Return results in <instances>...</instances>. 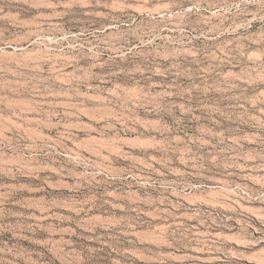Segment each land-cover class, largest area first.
Masks as SVG:
<instances>
[{
  "label": "rangeland",
  "instance_id": "374dc122",
  "mask_svg": "<svg viewBox=\"0 0 264 264\" xmlns=\"http://www.w3.org/2000/svg\"><path fill=\"white\" fill-rule=\"evenodd\" d=\"M139 1L0 0V264H264V0Z\"/></svg>",
  "mask_w": 264,
  "mask_h": 264
},
{
  "label": "bare ground",
  "instance_id": "6f19581e",
  "mask_svg": "<svg viewBox=\"0 0 264 264\" xmlns=\"http://www.w3.org/2000/svg\"><path fill=\"white\" fill-rule=\"evenodd\" d=\"M150 1L149 0H141L138 3L132 5L131 6V10L134 13H132L131 15L129 14L131 16V18L132 19L138 18V20L136 22H140L142 18L143 19L147 18V20H151V21H154V22L162 21L163 19H174V18H176L178 16L177 11L184 6V4L177 3V2L175 3V2H172V1H165V2L156 3V4H151ZM215 8H216V6L215 7H210V10H213ZM216 15H217V13H212V14L210 13V17H215ZM249 24H251V23H249ZM34 26L35 25L27 26L25 28V31L22 32V34L20 36H16L13 39H9V40L0 42V50H1L0 56H7V57L13 58V59H17V58L22 57L20 59L23 60V61H28V60H31V59L34 60V61H40L42 58H44V56H46L45 52L40 47L42 45V42H41L42 38H41L40 35H42V30L43 29H38L37 27H34ZM237 28H238V26H237ZM205 190H203V191L205 192ZM221 192L222 191L220 189H218V188H217V190L213 191V193L217 194V195L221 194ZM226 193H224L222 195H225ZM202 198H200V199H202ZM193 202H194V200H193ZM197 204H199V203H197Z\"/></svg>",
  "mask_w": 264,
  "mask_h": 264
}]
</instances>
